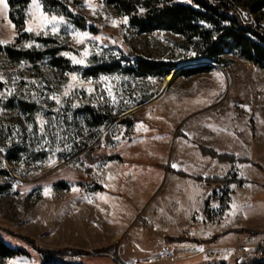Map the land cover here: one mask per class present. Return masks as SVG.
Here are the masks:
<instances>
[{"label": "rangeland", "instance_id": "obj_1", "mask_svg": "<svg viewBox=\"0 0 264 264\" xmlns=\"http://www.w3.org/2000/svg\"><path fill=\"white\" fill-rule=\"evenodd\" d=\"M57 1L68 10L71 8L74 17H82L87 27L78 26L59 8L47 9L41 0L40 10L31 9L30 0L20 33L8 12L7 17L0 12V41L8 42L0 45H13L15 51L26 50L40 57L20 61L0 52V237L9 247L27 253L8 258L5 263L41 264L39 253L26 239L47 249L63 250V256L53 260L61 263L240 264L251 258L264 259V64H253L235 52L224 54L223 64L202 62L204 59L185 61L183 58L193 52L185 49L181 36L165 30L137 34L129 23L130 17L117 13L108 0ZM237 9L243 20L259 21L264 30V10L249 13L241 5ZM41 11L49 18L64 16L77 31L106 39H86L78 45L65 30L66 25H61L56 35L50 30L48 35L39 36L24 31L29 26L26 22L35 27ZM125 17L127 23H119ZM113 20L117 26L112 25ZM29 42L41 47L24 48ZM95 45L100 46V55L96 54ZM85 47L93 53L87 66L74 65L61 55L69 52L79 58ZM136 57L178 61L168 72L177 70L176 76L164 86L168 73L161 77L84 75L87 69L113 61H119L121 67L133 66ZM57 58L67 59L73 69L54 66ZM205 64L211 69L182 74L184 69ZM66 73L78 74L85 81H98L101 76L120 79L86 85L95 89L93 95L81 87L75 96L64 98L62 93L71 82ZM17 77L19 80L13 83ZM108 87L113 89L115 104L107 95ZM10 90L13 94L8 96ZM52 94L66 101L59 113L53 111L57 107L55 101L48 98ZM101 95L103 100L98 98ZM200 97L212 102V111H226L224 116H230L231 111L239 123L243 121L242 127L235 126L253 139V146L245 142L246 148L253 149L252 157L234 162L253 166L259 177L251 170L250 177L254 179H247L240 170L241 164H235L237 168L233 165L225 177L237 175L246 182H217L220 187L211 186V191L208 184L216 183H202L206 194L193 209L185 208L178 189L166 190L162 179L151 182L148 194L145 189L141 193L140 166L124 163L121 156L133 136L132 123L140 117L156 123L158 115L162 116L158 113L165 111L166 106L180 99ZM71 103L81 107L72 109ZM88 106L109 113L112 119L103 118L100 124L90 122ZM38 117L46 121L44 133ZM228 120L230 123L231 117ZM54 133L66 139H57ZM155 167L164 171L163 165ZM166 169L175 173L170 165ZM164 246L168 247L167 252Z\"/></svg>", "mask_w": 264, "mask_h": 264}, {"label": "trees", "instance_id": "obj_2", "mask_svg": "<svg viewBox=\"0 0 264 264\" xmlns=\"http://www.w3.org/2000/svg\"><path fill=\"white\" fill-rule=\"evenodd\" d=\"M47 9H60L66 16L80 27L87 25L82 17H74L73 14L57 0H41ZM119 14L128 15L129 23L137 34H149L155 30H165L177 34L183 38V46L191 50L192 55L183 59L185 61L208 60L217 64L224 63V54L235 52L242 59L253 64H264V30L258 23L245 21L238 13L241 5L249 13H262L264 0H190L189 3L177 0H108ZM8 15L14 22L20 33L24 28L26 9L30 0H7ZM140 9L144 11L141 12ZM0 52L6 57L16 60L35 61L37 58L33 53L26 50L15 51L13 45H0ZM182 59V60H183ZM56 62V63H55ZM178 61H162L155 58L136 57L134 65L121 67L119 61L104 63L96 66L93 70L87 69L84 75L91 74L97 77L100 74H131L134 77H161L178 64ZM65 63V65H63ZM54 66L70 67L69 61L57 58L53 61ZM210 65H198L184 69L182 74L190 75L208 71ZM86 114L90 122L100 124L101 119L111 118L109 113H101L94 107H86ZM204 155H209L219 160L228 162L249 161L247 158H237L226 153H219L213 148L200 146ZM116 157V156H115ZM113 158V156L111 157ZM187 176L185 173H179ZM197 180L208 183H239L246 179H239L236 175L227 177H202L194 176ZM36 249L41 258V264H76L73 262H54V258L63 256V250L47 249L36 245L35 241L26 239ZM23 249L9 247L0 237V264H6L5 260L11 257L26 255ZM240 264H264V259L251 258L240 262Z\"/></svg>", "mask_w": 264, "mask_h": 264}, {"label": "crops", "instance_id": "obj_3", "mask_svg": "<svg viewBox=\"0 0 264 264\" xmlns=\"http://www.w3.org/2000/svg\"><path fill=\"white\" fill-rule=\"evenodd\" d=\"M206 61L208 60L202 62ZM197 98L180 99L175 104L166 106L165 111L158 113L162 116L158 115L156 123L148 121L146 117H140L139 121L132 123L133 136L125 144V149L121 150V156L125 158L124 163H135L134 166H140L138 185L141 186V193L145 189V194H148L151 182L155 180L158 183L162 179L163 183L166 182V190L177 192L178 189L182 195L180 201L186 202L185 208L190 207L191 209L197 207V203L203 200L206 194L203 186L208 183L197 180L194 176L225 177L227 172L233 169V165L237 168L235 164H241L240 170L244 172L243 176L247 179L248 177L253 178V176L250 177L251 170L258 177L260 174L258 169L251 165L222 161L201 152L200 146H205L219 153H229L235 157L251 159L253 149L246 148L245 142L253 146L254 141L251 137H245L244 131L236 128L235 125L239 124L242 127L241 124L244 123L242 120L239 123V120L234 118L233 112L230 111L231 115L228 110L230 116L227 114L224 116L223 113L226 111L218 113L212 111L211 101L204 97ZM230 117L231 122L229 123ZM138 126H140L139 130ZM168 151L172 154L170 158H168ZM158 157H163V160H158ZM173 163L178 165V169L172 168L175 173L166 169ZM156 164L163 165L164 171L161 169L160 172L155 167ZM127 172L129 175L133 174L131 170ZM179 173H185L187 176ZM176 217L181 218L180 215Z\"/></svg>", "mask_w": 264, "mask_h": 264}, {"label": "snow or ice", "instance_id": "obj_4", "mask_svg": "<svg viewBox=\"0 0 264 264\" xmlns=\"http://www.w3.org/2000/svg\"><path fill=\"white\" fill-rule=\"evenodd\" d=\"M70 2V0H69ZM88 7L91 8L92 5L89 3L88 4ZM30 8L31 9H34V10H40L41 9V3H40V0H31V5H30ZM69 11H72L71 8H69ZM141 12H143L144 10L143 9H140ZM0 12H3L5 14V17H7V12H8V3H7V0H0ZM127 20L128 18L125 17L122 21H119V23H124L126 24L127 23ZM28 23V27H26L24 29V31L28 32V33H33L35 32V34L37 36L41 35L42 33L44 35H48V30L51 31V33L53 35H56V34H59V31H60V26L61 25H66V31H69L70 34L72 35L73 39L75 40L76 44H83L85 42V40H91L93 42H96V41H102L103 39H106L104 37H101V36H89L88 32H83V31H77L73 25L68 22L64 16H56V15H53L51 16L50 18L45 15L42 11L40 12V18H39V22L35 25V27L33 26L32 22H26ZM118 22L116 20H113L112 21V25L113 26H117ZM0 43H8L7 41H0ZM41 47V45L39 44H35V42H29V43H25L23 45L24 48H30V47ZM98 49V51L96 52L97 55H100L101 52L99 51V45H95ZM107 45H104V47H106ZM93 53L89 50L88 47H85L84 51L80 53V56L79 58H77V56L75 55H72L71 53L69 52H63L61 53L62 56H65V57H68L71 62L74 64V65H82V66H87V63H88V57L90 55H92ZM66 76H69L70 77V83L67 84V86L65 87L63 93H62V96L64 98H69V97H72V96H75L77 94V89L81 88V87H85L86 85H93V84H98L102 81H108V80H119L120 77H106V76H101L99 78L98 81H93L92 79H88L87 81L81 79L79 77L78 74H74V73H66L65 74ZM0 79H2V77H0ZM16 80H19V77L15 78L13 83L16 82ZM29 83H32V84H36L37 82L36 81H30ZM85 90L87 91V93L89 95H93L94 92H95V89L93 87H85ZM107 91V95L108 97L111 98V102L113 104L117 103V99L116 97L113 95V89L112 87H108L106 89ZM13 93L12 91H8L7 95L8 96H11ZM3 94H0V97H2ZM33 98L36 99L35 97V94H33ZM49 99L51 100H54L57 107L55 109H53V111L55 112H61V109L63 108V105L64 103L66 102L65 100H62L61 99V96L60 95H56V94H52L48 97ZM99 99L103 100L104 97L101 95L98 97ZM39 102V101H37ZM126 103H128L126 101ZM71 108L72 109H76L78 107H81V105L79 103H71ZM243 107V106H242ZM0 111H3L2 109H0ZM67 118L70 120L72 119V116H71V113H68L67 115ZM39 119V123L41 125V128H40V131L41 133H44V125L46 123L45 120L43 119ZM56 121H55V117L53 118V125H55ZM139 127L138 126V130H139ZM28 129L29 131H31L32 129V125L29 124L28 125ZM145 131H147V129H144ZM54 135L57 137V139H66V138H62L59 136V133H54ZM185 135H187V133H185ZM117 139H119V137H116ZM67 147V145H66ZM57 151H60V149L58 148ZM171 167L173 169H178V165L173 163L171 165ZM236 186L233 185V188H235ZM73 191H78V189H73ZM47 194V193H45ZM213 207H216V205H213ZM202 250V249H201Z\"/></svg>", "mask_w": 264, "mask_h": 264}, {"label": "bare ground", "instance_id": "obj_5", "mask_svg": "<svg viewBox=\"0 0 264 264\" xmlns=\"http://www.w3.org/2000/svg\"><path fill=\"white\" fill-rule=\"evenodd\" d=\"M210 62V61H208ZM176 73H177V70H174L171 72V74H167L165 75L166 78H165V81H164V86H167L169 84V82L176 76Z\"/></svg>", "mask_w": 264, "mask_h": 264}, {"label": "built area", "instance_id": "obj_6", "mask_svg": "<svg viewBox=\"0 0 264 264\" xmlns=\"http://www.w3.org/2000/svg\"><path fill=\"white\" fill-rule=\"evenodd\" d=\"M211 186H213V188H214V189H216V188H219V187H220L219 183H216L215 185H213V184L209 185V184H208V190H210V191L212 190V187H211ZM163 249H164V251H165V252H167V251H168V247H167V246H164V247H163ZM167 257H168V256H167V254H166V255L163 257V259H165V260H166V259H167Z\"/></svg>", "mask_w": 264, "mask_h": 264}, {"label": "water", "instance_id": "obj_7", "mask_svg": "<svg viewBox=\"0 0 264 264\" xmlns=\"http://www.w3.org/2000/svg\"><path fill=\"white\" fill-rule=\"evenodd\" d=\"M206 62H208V61H206Z\"/></svg>", "mask_w": 264, "mask_h": 264}]
</instances>
